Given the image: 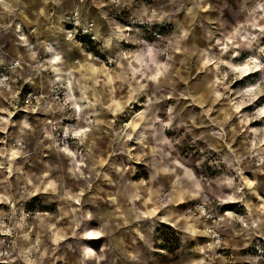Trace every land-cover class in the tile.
<instances>
[{
    "label": "rangeland",
    "instance_id": "374dc122",
    "mask_svg": "<svg viewBox=\"0 0 264 264\" xmlns=\"http://www.w3.org/2000/svg\"><path fill=\"white\" fill-rule=\"evenodd\" d=\"M206 3H88L99 43L66 48L62 37L53 40L61 75L68 61L89 68L75 67L65 77L64 98L51 103L63 105L65 114L10 115L0 97V141L6 140L0 156L16 148V136L24 156L9 163L16 175L0 182V193L14 203L0 205V218L12 220L7 264H264V76L228 68L254 55L264 69V16L253 13L264 0H228L224 14L217 12L220 3L213 2L217 13ZM15 19L37 42L35 66H24L23 76L46 94L50 84L39 65L56 79L38 43L46 32L35 35L21 18L0 15V54L7 61L16 48L22 54ZM72 104L82 110L77 126L84 121L95 131L91 148L84 133L69 148L84 159V176L60 154L45 121L71 118ZM22 120L27 125L19 133ZM17 199L26 200L24 221Z\"/></svg>",
    "mask_w": 264,
    "mask_h": 264
},
{
    "label": "built area",
    "instance_id": "2783aa9c",
    "mask_svg": "<svg viewBox=\"0 0 264 264\" xmlns=\"http://www.w3.org/2000/svg\"><path fill=\"white\" fill-rule=\"evenodd\" d=\"M99 1L104 2V5L109 4L110 6L116 8L119 0ZM0 7L1 9L3 8L1 5V1ZM85 7L86 0H76L72 8L63 13L60 22L61 37L65 41L77 44L80 47L87 44L96 46V44L99 43V40L97 39V35L95 33L96 23L93 19L89 18L87 9ZM18 32L20 36H24V38H27V41L23 39V42L21 43V47L24 49V51L27 54H33L35 57H37L38 51L36 42L31 40L29 41L28 35L25 34L21 27H19ZM44 51L45 47L43 50V54L45 55L46 52ZM93 58L96 62L101 61L100 56L98 55ZM32 59H34V57ZM32 59L27 62H23L22 57L17 55L10 59L8 62L0 64V97L4 99L5 103L8 104V112L10 115L15 114L16 112L27 113V111L32 114L39 112L43 115L45 106H47L49 103L51 104L52 102L58 103L61 101V99L64 98L65 86L61 83L48 85L46 94L31 89L30 83L32 82V78H23V76L21 75V70L24 66L33 68V66L35 65H32ZM45 60L46 59H44V62ZM107 61L108 64H110L112 60ZM46 102H48V104ZM66 110L68 112H72L70 107H66ZM48 121L50 123L47 124L49 125L51 132L55 133L54 138H56V144H58L60 148H70L73 144L78 143L77 139L74 137V131L78 127L77 125L80 120L75 114H73L71 118H64L63 120H61L60 124H57V121L52 120L51 118L48 119ZM5 143L6 140L4 139L0 141V144L4 145ZM12 145L16 147L15 149H20V146H22V142L19 139H15ZM5 154L3 155V157L8 165H5V161H2L3 157L1 158L0 156V173L4 174L3 177L0 178V182H2L3 180L7 181L13 177L12 175L11 177L6 178L9 174L5 171L10 169V164L5 158ZM26 191L27 186L25 184H21L19 186V192L23 194ZM6 197H8V195H6ZM3 201L4 202L0 205L8 206L10 209L14 207V203L11 198L8 197L7 201L6 199H3ZM16 201L23 207V209H21L20 211L19 219L20 221H24V217L28 216V212L24 209L26 200L17 199ZM26 206L27 205H25V207ZM11 221V218H0V264H7L12 260L13 257L14 241L12 240L13 236L10 227Z\"/></svg>",
    "mask_w": 264,
    "mask_h": 264
},
{
    "label": "bare ground",
    "instance_id": "6f19581e",
    "mask_svg": "<svg viewBox=\"0 0 264 264\" xmlns=\"http://www.w3.org/2000/svg\"><path fill=\"white\" fill-rule=\"evenodd\" d=\"M1 1V0H0ZM8 3H9V5L12 7V4L14 5V2L13 1H8ZM255 7V6H254ZM7 10H8V8L7 7H5ZM253 13L254 14H256V16H257V18H263V16H264V6H256L255 8H254V10H253ZM22 14H24L23 12H22ZM38 14L36 13V17H35V21H32V22H36L37 20H38ZM27 20L29 21L30 20V18L27 16ZM58 20H60L59 22H61V19H60V17H57V21ZM257 20V19H256ZM61 24V23H60ZM60 24H58V26L56 27V33H55V35L56 34H58V32L60 31ZM55 28V27H54ZM122 31H130V28L129 27H124V29H122ZM61 33V32H60ZM50 36L51 35H49V33L47 34V35H43L42 36V41H43V43H44V47H45V52L47 53V55H48V57H47V59L45 60V63L46 64H48L49 65V67H50V70H51V68H52V72H54L53 73V75L52 76H54L56 79H59V80H56V79H54V80H49V84H57V83H61L62 85H64L65 87H66V90H67V87H68V82L67 81H69V79H70V73H71V71L73 70V69H75V67H80V69L81 70H86V71H89V68H84V66H83V64H81V62H78V60L76 59L75 61H70V62H72L71 64L69 63V61H68V65L70 66L69 68H68V70H66V71H64V76L63 75H61V73L63 72L60 68H58V67H56V63L60 60V53H59V46H58V44H57V42L55 43V41L53 42V40L54 39H50ZM53 36V35H52ZM21 37H24V36H21ZM250 37H252V38H254L252 35H250ZM62 40L64 41V42H66L65 43V46H66V48L67 47H69L70 45L68 44V43H70V42H68V41H65L63 38H62ZM33 56V54H27V59L28 58H30V59H32L31 57ZM63 56V55H62ZM256 56V55H255ZM90 57V59H91V61L93 62V59H92V56L90 55L89 56ZM90 59H87V61H85V63L86 64H91L89 61H90ZM219 63H223V61H219ZM94 64V63H93ZM229 65V69L231 70V71H233L234 73H238V74H240V75H242L243 77H248L249 75H252V74H255L256 72H262V75L264 76V69L263 68H261V64L259 63V61H258V59L257 58H255L254 57V55H250L248 58H246L245 60H244V62L243 63H241V64H237V65H232V64H228ZM43 64H40L39 65V68H40V70H38L39 71V75L41 74V72L43 71ZM96 68V67H95ZM97 70V69H96ZM79 74V73H78ZM53 77V78H54ZM65 77L68 79L67 81L65 80ZM64 80H63V79ZM60 79H62V80H60ZM88 79V78H87ZM74 83V82H73ZM42 86V85H41ZM66 99H67V101H69L70 102V99H69V97H68V95H67V93H66ZM68 102V103H69ZM47 104H48V102H46ZM77 104H72V109L74 110V114L76 115V116H78V118H82L81 116H80V113H81V111H80V107L78 108V106H76ZM120 106V105H119ZM55 108L56 109H54V107H53V105H51L50 103L47 105V106H45V108H44V114L46 113V114H54L55 113V110H58V111H60L61 113L60 114H65V111H64V107H63V105H59V106H55ZM262 112H264V109H262L261 110ZM88 117V116H87ZM86 118V117H85ZM25 120H22V122L23 123H25L24 122ZM45 121H46V123H50L49 121H48V119L46 120L45 119ZM83 124L85 125V122L83 121ZM78 126L77 128H76V130L74 131V137L77 139V141H78V143H79V140H80V137H81V135L84 133V135H83V137L85 136V139H86V144H87V147L88 148H91V145L89 144V142L90 141H92L91 140V138H93L94 137V130H91V129H89L90 127H86V126ZM126 127V126H125ZM19 131V129H16V131ZM85 132H89L90 133V138H89V136L85 133ZM123 135V134H122ZM15 139H19V140H21L19 137H15ZM85 139H84V141L83 142H85ZM117 139H123L121 136H117ZM89 140V141H88ZM88 141V142H87ZM55 147V146H54ZM21 148H23V144H22V146H20V149ZM61 153V155L66 159V161H68L70 164V166L71 167H73L75 170H74V172H76V174L78 175V176H84V172H83V170H82V168L81 167H84V165H85V161H84V159L81 157V155H79L76 151H74V150H71V149H69V148H66V147H63L62 148V150L60 149L59 150ZM87 152V151H86ZM7 155L5 156L6 157V159L8 160V162L10 163V162H12V160H16V159H19V158H21V159H23V157L24 156H19L18 155V149H13V148H10L9 149V151L6 153ZM86 156H88V157H90V155H91V153H90V149H89V151H88V153L87 154H85ZM68 165V166H69ZM6 173H8L9 175L6 177V178H8V177H11L12 176V173L9 171V170H7V171H5ZM40 173H41V170L39 171ZM39 173V174H40ZM39 174L38 175H36V176H39ZM2 182H6V181H2ZM34 196H35V194H34ZM3 199H6V201L8 200V197H6V195L4 194V193H0V204H2L4 201H3ZM79 200V199H78ZM78 203H79V201H78ZM38 215H42V214H38ZM97 233V232H96ZM90 235V234H89ZM91 235H93V236H96L95 234H92L91 233ZM25 237V236H24ZM96 237H94V239H95ZM87 248V247H86ZM89 252V251H88ZM27 253H29V252H27Z\"/></svg>",
    "mask_w": 264,
    "mask_h": 264
},
{
    "label": "crops",
    "instance_id": "0c3cea01",
    "mask_svg": "<svg viewBox=\"0 0 264 264\" xmlns=\"http://www.w3.org/2000/svg\"><path fill=\"white\" fill-rule=\"evenodd\" d=\"M3 1V4H2V9L0 7V15L1 17L3 18H6V17H10L11 15L14 14V16L17 18H21L23 21H24V24L26 26L27 29H33L35 31V35H38V36H41L40 34H37V31L41 30V32H46L45 35H47L48 33L50 34H53V29H54V26H55V22H56V19L57 17H62L63 13L70 10L72 8V6L74 5V3L76 2V0H12L14 2V5L11 7L8 3V0H1ZM99 0H86V4H91L93 7H95L98 3ZM120 1H123L124 3H128V4H132L134 2H137V1H140L141 0H120ZM143 1V0H142ZM171 2V1H177V0H157V2ZM178 1H181V0H178ZM190 3H199L200 1L202 0H189ZM228 0H206V2H209V3H206L207 5H209L211 7V12L210 13H217L219 11H221V13L224 14L225 12V9H226V3ZM211 2V3H210ZM213 2H217V3H220L221 5H217V6H220L218 7L219 9H217V12H214V10H216V5L213 4ZM223 3V5H222ZM159 6V5H157ZM7 7L8 10L5 8ZM91 7V6H90ZM206 7V6H205ZM86 9H88L87 7H85ZM92 8V7H91ZM160 8V7H159ZM46 9H48V11H46ZM45 11L47 12L46 14ZM22 12L24 14H22ZM36 13L39 15L38 16V20L34 23L32 21H35V17H36ZM87 13H88V10H87ZM94 14V15H93ZM91 15V18L92 17H96L97 16V13H93ZM96 14V15H95ZM23 15H28V17L30 18L29 21H25L24 18H23ZM43 16H45V20L48 21L47 23L43 21V24H40L41 27H37L36 25H39V22L41 20V18H43ZM27 17V16H26ZM90 18V17H89ZM16 20V19H15ZM45 24V25H44ZM39 25V26H40ZM22 24L19 23L17 20L14 22V29H15V32H17V29H19V27H21ZM46 30V31H45ZM33 31V32H34ZM96 31V30H95ZM40 32V33H41ZM61 24H60V31L57 35H54V36H50V39H59L58 42H60V38H61ZM97 32V31H96ZM30 34L28 35V40L32 41V39L29 38ZM26 40L27 41V38H24V37H21L20 35L17 34L16 36V40H15V45L16 46H19V45H22L21 43L23 42L22 40ZM39 40V39H38ZM42 43L43 41L39 40L38 43ZM37 44V42H36ZM44 44V43H43ZM22 49V54L21 52L19 51L18 48H16V53H14V56H12L10 59H12L13 57L19 55V56H26L27 57V53L24 51V49L21 47ZM17 50L19 51V53H17ZM32 58V57H31ZM27 59V58H26ZM8 59H5L4 58V55H1L0 54V64H4L7 61ZM23 69L24 67L22 68L21 70V75L23 76ZM44 71V70H43ZM27 75H24L23 78H26ZM40 77L43 78L47 83H49V80L51 79L48 74L46 76V73L45 75L43 74H40ZM32 84L33 82L30 83V86L32 87ZM25 123H23L22 121H20L18 123V127L16 129H19V133H22L23 130L25 129V126L27 125L26 124V121H24ZM20 160V159H19ZM17 160V161H19ZM23 160V159H21ZM27 175V171H24ZM16 175V174H13V176ZM17 176H20L21 175H17ZM28 177V180H29V175H27ZM30 183V182H29Z\"/></svg>",
    "mask_w": 264,
    "mask_h": 264
}]
</instances>
